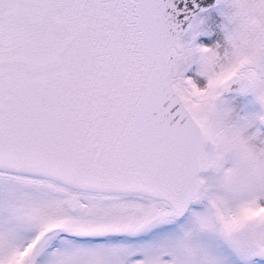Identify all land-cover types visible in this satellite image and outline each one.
I'll return each mask as SVG.
<instances>
[{"label": "snow or ice", "instance_id": "obj_1", "mask_svg": "<svg viewBox=\"0 0 264 264\" xmlns=\"http://www.w3.org/2000/svg\"><path fill=\"white\" fill-rule=\"evenodd\" d=\"M0 264H264V0H0Z\"/></svg>", "mask_w": 264, "mask_h": 264}, {"label": "rangeland", "instance_id": "obj_2", "mask_svg": "<svg viewBox=\"0 0 264 264\" xmlns=\"http://www.w3.org/2000/svg\"><path fill=\"white\" fill-rule=\"evenodd\" d=\"M249 100H250V98H248V100H242V101H240L239 102L240 103V107L241 108H245V110L248 111V112H254V111H256L257 110L256 107H254L251 104H249Z\"/></svg>", "mask_w": 264, "mask_h": 264}]
</instances>
